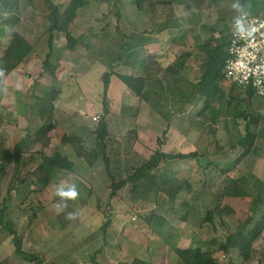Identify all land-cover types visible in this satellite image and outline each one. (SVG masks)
<instances>
[{"label":"rangeland","instance_id":"374dc122","mask_svg":"<svg viewBox=\"0 0 264 264\" xmlns=\"http://www.w3.org/2000/svg\"><path fill=\"white\" fill-rule=\"evenodd\" d=\"M73 1L50 0L48 4L44 0H35V4L30 5V0H12L18 5L3 15L6 20L13 19L10 23L14 27L4 26L0 21V59L15 33L20 34L29 46L28 57L10 74L12 79H0V92L4 89L0 95V139L5 149L9 150L25 140L29 136L28 131L41 124L34 114L36 100L55 88L59 93L55 103L57 117L53 113L52 118L56 129L50 133V146L43 150V154L49 157L60 154L69 162L71 170L69 174L68 171L59 173L49 187L41 190V185L31 173L41 162L37 152L42 147L24 148V151L36 153L35 164L23 170L20 177L14 178L15 187L8 203L9 214L17 223L19 232L25 233L23 250L41 255L44 264H181L174 249H188L200 241L207 243L203 246L206 250L213 246L210 244L212 240L222 242L228 236L218 218L215 219L217 229L209 224L199 229V217L209 207V201L197 195H202L205 187L211 193L220 192L227 178L247 177L250 182L253 175L264 181L263 129L253 128V132L262 134V139L256 142L251 154L236 164L244 153L238 146V139L239 132H245L246 120L242 117L237 124L233 122L232 110L237 102L231 103L229 111L225 107L232 98L247 101L246 93L223 80L220 87L226 102L213 105L218 118L209 124L198 120V110L181 108L183 105L177 95L180 89L185 88L184 81L180 79L197 82L204 73L201 55L194 49L196 34L190 33L186 19H190L191 12L200 13L195 33L202 35L204 40L208 39L210 33L201 29L202 25H208L214 29L215 37L222 39L229 33L234 18L241 13L233 7L239 0H222L218 4L212 0H185L192 7L191 11L183 5L144 8L133 5L131 0H85L89 6L78 11L73 23L62 22L66 31L80 41V45L70 53L66 50L65 35L56 36L50 61L55 65L59 55L62 58H59L60 66L52 77L44 70L49 53L51 24L47 17L50 6L63 13ZM254 1L264 11V0ZM116 4L119 8H115ZM117 9L122 12L121 18L116 14ZM166 23L171 26L179 24L181 29L161 33V27ZM151 30L155 34L143 37L146 44L144 58L148 59L147 73L124 65L110 69L109 51L117 49L119 32L130 36ZM174 31H178L176 42L171 35ZM183 53H193L192 58L176 75L178 58ZM151 56L154 60L149 61ZM98 57L101 59L98 60ZM111 70L119 75L147 78L149 82L145 94L151 102L141 101L128 88L127 93L121 94L116 88L120 80L112 77L116 84L113 83L111 96H107L110 136L106 143L111 164L108 171L102 156L94 167H89L79 158L77 148L67 142V137L81 138L84 149L100 154L94 135L98 122H94L93 117L95 114L103 115V76ZM170 89L177 92L170 94ZM250 103V107L247 102L242 103L243 113L264 115V98L254 97ZM157 152L172 157L209 154L207 160L215 163L217 168L213 164L207 166L203 157L198 160L179 159L169 164L166 172L174 173L180 180L188 179L195 194H183L175 203H166L162 209L154 205L153 199L146 204L133 203L130 185L111 198L113 181L110 174L117 183L126 181ZM199 162H204L203 167ZM12 174L11 169L3 181L0 179V203L7 196ZM60 183L64 184L65 190L74 184L77 187L79 196L77 209L72 210L76 216L73 220L67 219V214L62 216L69 204L56 196ZM34 193H39L37 198L41 209L34 223L29 224L19 214L18 207L27 198H30L29 202H37ZM185 201L197 203L193 224L178 218L179 205ZM58 203L66 206L57 209L55 205ZM230 205L234 207L235 215L225 217L224 221L234 231L238 222L246 219L247 207L236 202ZM108 222L110 226L103 230ZM11 239L9 233L0 228V262L8 260L9 264H29L15 255ZM213 247L218 249L217 245ZM254 251L250 264H264V232L255 243ZM217 258L220 264H243L238 250H232L230 255L219 252Z\"/></svg>","mask_w":264,"mask_h":264},{"label":"trees","instance_id":"16d2710c","mask_svg":"<svg viewBox=\"0 0 264 264\" xmlns=\"http://www.w3.org/2000/svg\"><path fill=\"white\" fill-rule=\"evenodd\" d=\"M11 1L12 0H0V21L4 26H10V28H13L14 24L10 23L13 19L10 21L6 20L3 15V13L12 10L18 5L17 3H13ZM44 1L50 4V0ZM221 1L222 0H212L214 4H218ZM131 3L135 6L144 8L155 7L156 5L164 7L183 5L187 11L192 10V7L188 5L185 0H131ZM239 3L249 15L264 17V11H261L258 8V5L254 0H239ZM34 4L35 0H30V5ZM87 6H89L88 1L74 0L70 7L63 13H61L58 8L53 9L50 6L51 11L47 17L51 24L49 28L50 38L48 42L49 53L44 62V70L52 77H54L56 70L60 66L59 58H62L61 55H59L57 64L55 65H53L50 61L54 54V39L56 36L60 34L65 35V39L67 41L66 50L70 53L75 52L80 45V41L74 39L72 34L66 31L62 22L66 21L70 24L73 23L77 19L78 11ZM115 6V8H119V4H116ZM116 12L118 18H121V10L117 9ZM199 14L191 12L190 19H186V23L190 27V33L193 35L196 34L194 37V49L201 55V69L204 73L197 82H193L188 79H180L181 82L182 80L184 81L183 85L185 88L180 89L177 95L180 97L183 105L181 108L187 109V107H190L198 110L196 111L198 120L202 123L206 122V124H209L216 121L218 118L213 105L219 102H226L224 101L225 95L222 92L220 84L223 80H225L224 69L226 62L229 59V33L226 37L217 39L215 37L216 33L212 27H209L208 25L201 26L200 24L203 31L210 33L208 39H202V35L195 33L197 32V27L199 25L197 19H200L199 17L201 16ZM161 28V33H167L175 30V28L176 30L181 29V25L175 24L174 26H171L166 23ZM145 34H155V32L151 30L143 34H132L130 36L119 32L118 37L120 39V43L117 45V49L115 51L113 50V52L109 51L111 54V62L109 63L111 65L110 69H112V66L124 65L131 67L133 70L140 69L144 73H147L149 70L147 66L148 59L144 58L145 54L143 52L146 45L145 40L143 39ZM177 34L178 31L171 33L174 42L177 41ZM128 41L131 43H128ZM28 51L29 46L27 45L26 40L18 33L12 35L10 44L0 59L1 80L8 77L15 70H17L21 64H23L25 59L28 57ZM192 54L193 53H183L178 58V72L176 75L184 70L186 63L192 58ZM101 57H98L97 59L99 60ZM131 60H133V62H131ZM152 60H154V57H149V61ZM114 76L117 77L141 101L147 103L151 102L145 94L147 84L149 82L147 78L119 75L115 74L114 71L111 70L103 76L104 111L103 115L101 117L99 116L100 119L97 129L94 131L96 146L100 151V154L96 151L88 152L84 149V141L81 138L67 137V142L77 148L79 158L83 159L89 167H94L99 158L102 156L108 171H110L111 164L107 156L108 147L106 143L110 136L107 122V117L110 115V104L107 100V96L111 85V79ZM232 84L234 88L246 93L248 96L247 101H238L237 99L232 98L228 101V103H226L225 107L227 111L230 108L231 103L237 102V106L232 110L233 122L237 124L238 120L242 117L246 120L245 132L244 134L239 132L238 139V146L244 150V153L236 161L237 164L251 154L255 149L254 147L256 142L262 139V134L253 132V128H260L264 131V115L256 113H243L241 110L242 103L247 102L250 107L252 99L259 96L255 94L251 87L243 89L239 87L238 84ZM176 92L173 89L169 90L170 94H174ZM58 95L59 93L54 88L50 93L46 94L45 97L41 99L38 98L36 100L34 104V114L41 124L36 126L33 130L30 129L28 131L29 136L25 140H22L21 143L17 144L13 150L5 149V145L0 139V179L3 181L8 172L11 169L13 170V174L10 176L7 196L0 203V228L5 229L12 238L11 243L15 248V255L29 264L44 263L41 255L36 253L29 254L23 250L25 233L19 232L17 223L12 219L11 214H9L8 203L11 200V193L15 187L14 178L20 177L23 170L28 169V166L35 164L34 154L36 153L32 154L31 150L24 151L25 147L31 148L36 145H41L42 147V149L37 152V155L40 156L41 162L36 170L31 173L34 180L41 185V190H45L49 187L59 173L65 171H68L67 174L71 173V170L68 168L69 162L60 154H57L55 157H49L43 154V150L50 146V133L56 129L52 118L55 108L54 104ZM160 100H162V97ZM199 107L201 108L199 109ZM209 156V154L199 156L195 153L191 155H178L176 157H172L161 152H157L148 162L137 168L135 173L126 181L117 183L115 178L110 174L113 181L111 187L113 190L111 198L116 197L120 190L130 185V195L133 203L139 204V202H141L142 204H146L153 199L154 205L162 209L165 207L166 203H175L181 195L194 193L192 185L188 179L180 180L174 173L166 172L168 165L179 159L198 160L200 157H203V161H205L208 166L213 164L211 161L207 160ZM199 163L200 166L203 167L204 162ZM213 165L217 168L215 163ZM219 171L223 174L226 173L221 169H219ZM250 178V182L247 177H240L238 179L227 178V180L224 181V187L220 192L211 193L208 188L205 187L203 189V194L197 195L199 198H208L209 201V207H207L203 214L199 217V229L207 224L217 229L215 219L218 218L220 222L219 224L223 226L224 230H227L228 236L226 240L222 242H219L216 239L212 240V243L210 244L213 246L217 245L218 249H215L212 246L204 250L203 246L207 243H202L200 241H196V245L188 249H174L181 264H220L219 259L217 258L218 253L222 252L230 255L232 250H238L243 264L251 263L255 252L254 245L262 238L264 232V181L259 180L253 175H251ZM34 195L36 196L35 201L37 202H34V200L29 202L30 198H27L25 202L19 204L18 207L21 211L19 214L27 219L29 224L34 223L36 214L38 210L41 209L40 202H38L39 200L37 198L39 193H34ZM77 200L78 198L76 200H68L69 207L62 216L72 213L74 208L77 209ZM196 201H192V203L185 201L179 205L181 210L177 214L178 218L182 222L193 224L195 213L197 212ZM234 202L246 205L247 210L246 219L243 222H238L236 229L232 231V229L227 227L224 218L234 217L235 210L234 207L230 205V203ZM109 226L110 222L106 223L103 230H106ZM0 264H9V262L8 260H4L0 262Z\"/></svg>","mask_w":264,"mask_h":264},{"label":"built area","instance_id":"2783aa9c","mask_svg":"<svg viewBox=\"0 0 264 264\" xmlns=\"http://www.w3.org/2000/svg\"><path fill=\"white\" fill-rule=\"evenodd\" d=\"M237 17L243 18V13ZM247 21L257 28L252 40H244L233 27L229 30V59L224 69L226 81L246 89L251 87L255 94L264 98V17L247 13ZM99 117L94 122H99Z\"/></svg>","mask_w":264,"mask_h":264},{"label":"clouds","instance_id":"9594fccd","mask_svg":"<svg viewBox=\"0 0 264 264\" xmlns=\"http://www.w3.org/2000/svg\"><path fill=\"white\" fill-rule=\"evenodd\" d=\"M233 7L240 12L243 13V18L236 17L233 20V27L240 34V37L244 40H252L254 38V34L257 31V28L252 26V23L247 21V13L244 11L243 6L237 2L233 5ZM264 27V25H262ZM56 196L60 198V200L68 201V200H76L79 196L76 185H72L70 188L65 190V186L63 183H60L57 186ZM66 205L56 204L55 207L60 209ZM76 216L72 213H69L67 219L73 220Z\"/></svg>","mask_w":264,"mask_h":264},{"label":"crops","instance_id":"0c3cea01","mask_svg":"<svg viewBox=\"0 0 264 264\" xmlns=\"http://www.w3.org/2000/svg\"><path fill=\"white\" fill-rule=\"evenodd\" d=\"M11 77H10V75L7 77V80H9ZM12 79V78H11ZM116 79H118L117 77H116ZM7 80H5V82L7 81ZM119 80V79H118ZM113 83H115L116 84V82L115 81H113V80H111V86H110V89H109V93H108V95H110L111 96V94H112V92H113V88L114 87H112L113 86ZM8 84V83H7ZM119 84V85H118ZM118 84H116V88H119V91H120V93L122 94V93H127V87L120 81V83H118ZM131 91V90H130ZM2 92H4V89H2V91L0 92V95H1V93ZM5 94V93H4ZM57 101V100H56ZM56 103V102H55ZM55 107H57V105L55 104L54 105ZM264 112V111H263ZM54 115H55V117H57L56 116V108H55V111H54ZM96 116H100V115H94V117L93 118H95ZM92 118V119H93ZM91 119V120H92ZM264 135H262V137H263Z\"/></svg>","mask_w":264,"mask_h":264}]
</instances>
